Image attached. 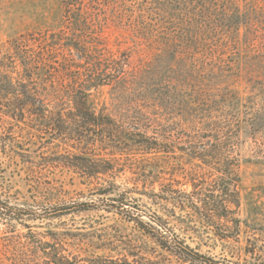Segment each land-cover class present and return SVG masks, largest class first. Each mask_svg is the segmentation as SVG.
<instances>
[{
  "label": "rangeland",
  "instance_id": "1",
  "mask_svg": "<svg viewBox=\"0 0 264 264\" xmlns=\"http://www.w3.org/2000/svg\"><path fill=\"white\" fill-rule=\"evenodd\" d=\"M183 1L73 0L69 11L63 0H0V197L25 213L24 220L0 217V243L16 235L44 240L56 235L79 258L135 252L180 264L127 216L143 210L145 220L151 222L149 214L161 216L205 255L230 264H264V73L244 64L252 48L244 43L243 27L229 29L222 7L195 28L183 24ZM246 3L264 6V0H240ZM80 11L91 24L74 32L66 18ZM62 29L69 37L79 33L86 57L79 59L75 47L71 52L64 46L69 39H62L50 55L51 65L28 82L11 49L14 40L30 39L36 52L40 41ZM186 31L191 35L184 37ZM175 39H180L178 50L163 49ZM123 52L136 64L135 82L92 87L94 106L117 119L135 107L157 112L163 123L175 125L148 132L168 140L170 152L117 154L110 173L89 178L64 165L66 154L111 159L109 151L67 138L77 119L66 118L59 126L54 117L45 120L26 111L12 116L22 102L14 92L22 91V81L41 96L51 90L59 99H48L50 108L68 113L69 87L60 83L71 86L79 71L89 78L105 69L112 54ZM193 152L217 157L206 163L189 155ZM110 181L119 189L98 191ZM126 187L136 190L123 192ZM132 197L137 200L119 212L116 199ZM197 198L204 210L225 208L228 218L240 220V229L226 219L208 222L192 207Z\"/></svg>",
  "mask_w": 264,
  "mask_h": 264
},
{
  "label": "trees",
  "instance_id": "2",
  "mask_svg": "<svg viewBox=\"0 0 264 264\" xmlns=\"http://www.w3.org/2000/svg\"><path fill=\"white\" fill-rule=\"evenodd\" d=\"M73 1V0H72ZM70 0H63L67 10L73 11L71 5L73 2ZM214 0H184L179 2L182 4L180 8V15L183 13L184 25H191L192 27H199L202 21L212 20V10L214 11L222 7L223 16L225 17V23L229 29L240 32L241 27L244 28V43L247 47L252 48V53L246 55V61L244 64L254 71L256 68L264 73V6H248L247 3L242 6L240 0H219L218 5L213 6ZM66 25L76 31H82L79 28L81 25H90V18H87L80 11L78 15H72L69 12V16L66 18ZM76 36L69 37L66 31L63 29L60 33H52L50 39L48 37L40 41L38 51L35 52L33 43L26 37H19L14 40L11 49L17 54L22 60V64L25 67L26 76L28 82H32L34 73L40 69L46 70L51 65L49 62L50 55L54 53L62 39H69L71 42H64V46L71 50L73 47L77 49V55L79 59L85 56L86 46L81 43L79 33H75ZM184 37L191 35V32H183ZM193 36V35H192ZM180 40V39H179ZM179 40L175 39L168 44H165V50H178ZM67 41V40H65ZM79 41V42H78ZM53 56V55H52ZM54 61V60H52ZM70 63V62H69ZM73 63L80 67L82 62L74 60ZM195 68V67H194ZM254 68V69H253ZM79 71V70H78ZM136 64H133L131 56L127 52H123L121 56H115L112 54L104 70L97 71L89 78H83L80 71L78 72V80L70 86L61 82L62 86L69 87V95L72 101L70 109L65 108H50L49 102L47 101H58L59 96H55L51 90L47 92V97L41 96L38 93H34L28 88L29 83L22 81V91L14 92L17 94V98L21 100L18 108L12 109L10 112L12 116H17L19 113L25 111L31 115H37L41 119H54L56 118L59 126L66 123V118H74L76 120V130L71 128L72 132H66V137L73 139L76 142L84 143L87 147L91 146L99 147L102 150L107 149L112 156L111 159L103 157H96L85 152V155H76L68 153L67 162L64 165L75 169L76 171L86 175L89 178L99 179L101 174L110 173L114 169L113 160L116 159L117 154L124 153H152V152H170V143L168 140H160L157 136L158 131L164 128H173L174 123H163L157 112H150L147 109L142 108H131L127 112L121 113V119H117L112 114L106 113L103 109L97 112L94 106L92 87H101L109 85L117 81L121 82L122 79L126 82H135L137 74ZM196 71V70H195ZM261 72H259L260 75ZM263 76V75H262ZM46 80L45 82H47ZM261 83V82H260ZM44 90L48 87L44 86ZM20 94H23L21 96ZM58 95V94H57ZM52 99H50V98ZM147 106V105H146ZM19 111V112H17ZM56 114V116H54ZM153 114V115H152ZM218 122H214L213 125H217ZM157 129L158 131L154 134H149V130ZM167 131V129H164ZM165 139H170L163 133ZM66 138V139H67ZM215 152L209 153H198L193 152L189 155L202 160L206 163L210 162L214 157H217ZM194 187H197V182L193 181ZM105 185H99V192H114L115 189H119V185L116 182L110 181L108 186L102 188ZM135 188L126 187L123 192H134ZM146 191V190H145ZM175 189H169V192H176ZM181 191V190H180ZM185 192V191H181ZM237 192V190H236ZM199 199V200H198ZM236 205L239 204V200L235 198ZM120 205L116 206L119 212H126V205H131L132 200L136 198H118L116 199ZM203 203V200L197 198L193 200V209L205 218L208 222L215 225V218L226 219L227 223L233 221L235 225L233 228L236 230L240 229V220L235 218H228V214L225 212V208L220 210L218 208L203 209L199 203ZM57 210H55L56 213ZM23 209L15 207L9 202H6L0 197V217L6 219H17L24 220L22 215ZM143 210H137L136 214H127L130 219L136 221L138 225L146 229L147 232L151 233L158 243V245L166 250L169 254L176 257L180 264H230L232 262L228 260L219 261L211 256L205 255L192 246H190L184 238L172 229L167 221L157 214L147 215L151 222L145 220L143 217ZM22 213V214H21ZM146 213V212H145ZM20 214V215H19ZM39 215V214H38ZM136 215V216H135ZM220 219V220H221ZM239 222V223H238ZM26 227L29 228L28 224ZM228 225V224H227ZM228 227V226H227ZM163 258H151L144 254L131 252L130 254H121L120 256L110 257H92L88 259L79 258L76 255L68 252L65 246V242L58 238L56 235H51L49 239H42L36 236L18 235L14 237H8V240L0 243V264H165ZM167 260H171L168 258Z\"/></svg>",
  "mask_w": 264,
  "mask_h": 264
}]
</instances>
